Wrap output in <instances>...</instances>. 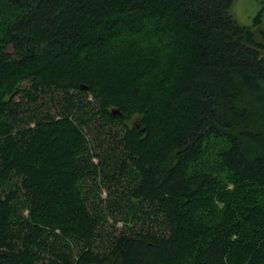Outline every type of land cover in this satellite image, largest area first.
<instances>
[{"label":"trees","instance_id":"16d2710c","mask_svg":"<svg viewBox=\"0 0 264 264\" xmlns=\"http://www.w3.org/2000/svg\"><path fill=\"white\" fill-rule=\"evenodd\" d=\"M232 1L0 0V264H264V28Z\"/></svg>","mask_w":264,"mask_h":264},{"label":"rangeland","instance_id":"374dc122","mask_svg":"<svg viewBox=\"0 0 264 264\" xmlns=\"http://www.w3.org/2000/svg\"><path fill=\"white\" fill-rule=\"evenodd\" d=\"M230 13L232 14V16L241 24L243 25H251L253 23V19L255 18V16L258 13H261V25L264 28V0H233L230 8H229ZM26 84V83H24ZM62 94L61 92H52L49 93L47 95H44L43 97V102L45 103L43 107V109H50L52 112L57 111V107H59L63 101H62ZM67 96L64 95V98H66ZM86 99L89 101H93V97L88 94V96H86ZM139 117L135 116L134 118H132L131 120L128 121L129 125H135L136 122L138 121ZM106 121H103V124L110 128V130H117L119 128V126L116 124H112V122H108L105 124ZM92 133L90 132L89 134V139H91ZM105 147V148H104ZM106 150V145L105 143H102L100 149L96 148V152L98 154L101 155H106L104 154L102 151ZM108 153V152H107ZM94 161H97L96 158H94ZM88 182H90L89 180H87V184L90 185ZM107 185V183H105ZM99 191L100 193V198H105L107 195V189L105 187L104 184L101 185ZM88 195H90V192H87ZM19 211L23 214L26 215L27 211L25 208L20 207ZM125 228V226L123 225V222L118 221L115 223H111L110 225L106 226V230L110 235L112 234H116L119 230ZM99 246L100 243H98ZM41 264V263H40Z\"/></svg>","mask_w":264,"mask_h":264},{"label":"water","instance_id":"95a60500","mask_svg":"<svg viewBox=\"0 0 264 264\" xmlns=\"http://www.w3.org/2000/svg\"><path fill=\"white\" fill-rule=\"evenodd\" d=\"M82 88H86V86H84V85H80ZM116 111H118V110H115V109H113L112 110V114H114V113H116Z\"/></svg>","mask_w":264,"mask_h":264}]
</instances>
